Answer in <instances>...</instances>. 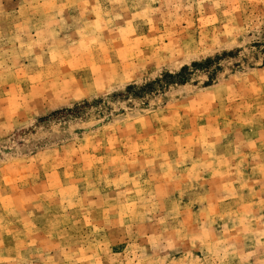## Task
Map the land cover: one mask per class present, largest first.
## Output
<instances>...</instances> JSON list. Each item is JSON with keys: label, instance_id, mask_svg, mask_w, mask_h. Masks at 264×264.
I'll return each instance as SVG.
<instances>
[{"label": "rangeland", "instance_id": "obj_1", "mask_svg": "<svg viewBox=\"0 0 264 264\" xmlns=\"http://www.w3.org/2000/svg\"><path fill=\"white\" fill-rule=\"evenodd\" d=\"M0 264H264V0H0Z\"/></svg>", "mask_w": 264, "mask_h": 264}, {"label": "trees", "instance_id": "obj_2", "mask_svg": "<svg viewBox=\"0 0 264 264\" xmlns=\"http://www.w3.org/2000/svg\"><path fill=\"white\" fill-rule=\"evenodd\" d=\"M211 63H212V59H207L204 63H202V64H195L194 66L195 67L208 66ZM183 70H186V69H183ZM166 76H168L170 78H173V76H171V75H166Z\"/></svg>", "mask_w": 264, "mask_h": 264}]
</instances>
